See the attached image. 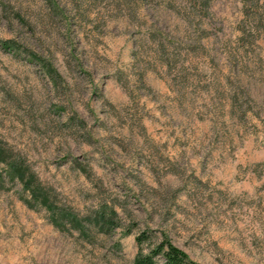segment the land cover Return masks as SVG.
<instances>
[{
	"label": "rangeland",
	"instance_id": "1",
	"mask_svg": "<svg viewBox=\"0 0 264 264\" xmlns=\"http://www.w3.org/2000/svg\"><path fill=\"white\" fill-rule=\"evenodd\" d=\"M0 147V264H264V0H0Z\"/></svg>",
	"mask_w": 264,
	"mask_h": 264
},
{
	"label": "trees",
	"instance_id": "2",
	"mask_svg": "<svg viewBox=\"0 0 264 264\" xmlns=\"http://www.w3.org/2000/svg\"><path fill=\"white\" fill-rule=\"evenodd\" d=\"M3 158L7 159L8 155L0 147V160ZM9 167L14 172L12 177L22 182L25 189L31 194L32 200L48 210L51 214V221L57 228H62L66 223H70L71 226L82 230L81 222L76 216L67 209L56 206L32 174L28 173L27 169L14 161L11 162ZM116 217V211L105 204L88 219V222L100 232L108 233L114 227ZM135 243L137 252L132 264H199L191 260L183 250L173 245L164 235L159 238L151 230L138 232L135 235Z\"/></svg>",
	"mask_w": 264,
	"mask_h": 264
}]
</instances>
